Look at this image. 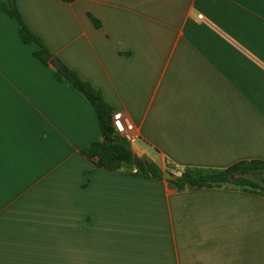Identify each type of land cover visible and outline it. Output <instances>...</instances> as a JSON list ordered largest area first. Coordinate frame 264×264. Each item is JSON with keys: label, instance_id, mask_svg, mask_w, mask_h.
<instances>
[{"label": "crops", "instance_id": "1", "mask_svg": "<svg viewBox=\"0 0 264 264\" xmlns=\"http://www.w3.org/2000/svg\"><path fill=\"white\" fill-rule=\"evenodd\" d=\"M138 135L140 159L264 162V0H15ZM0 0V264H264V196L106 172L90 104ZM89 17L96 19L95 28ZM133 149V144H131Z\"/></svg>", "mask_w": 264, "mask_h": 264}, {"label": "trees", "instance_id": "2", "mask_svg": "<svg viewBox=\"0 0 264 264\" xmlns=\"http://www.w3.org/2000/svg\"><path fill=\"white\" fill-rule=\"evenodd\" d=\"M60 1L71 3L74 0ZM2 10L18 24L22 43L37 46L38 51L34 55L35 58L44 65L51 64L50 60L53 55L43 41L28 28L17 9L15 0H6ZM89 18L95 28H100L96 19ZM54 77L57 81L66 80L76 92L84 97L94 111L102 141L91 145L81 154L88 160L97 159L99 169L106 172H117L120 169H125L133 177L156 181H163L164 171H169L176 176V179L167 183L180 192L231 186L233 189L255 196H264V162L260 160L240 161L220 172L207 174H198L194 169H179L171 165H166L165 169L162 170L155 163L139 158L138 163L134 165L132 146L124 138L114 134L111 118L114 109L106 103L100 91L93 88L67 67L64 72L55 69ZM105 138H110V142L106 143ZM231 176H234V179Z\"/></svg>", "mask_w": 264, "mask_h": 264}, {"label": "built area", "instance_id": "3", "mask_svg": "<svg viewBox=\"0 0 264 264\" xmlns=\"http://www.w3.org/2000/svg\"><path fill=\"white\" fill-rule=\"evenodd\" d=\"M111 118L112 127L116 136L124 138L130 144H133L138 140L134 125L127 116L121 112H113Z\"/></svg>", "mask_w": 264, "mask_h": 264}, {"label": "water", "instance_id": "4", "mask_svg": "<svg viewBox=\"0 0 264 264\" xmlns=\"http://www.w3.org/2000/svg\"><path fill=\"white\" fill-rule=\"evenodd\" d=\"M50 63L51 65L56 69V70H59L61 72H64L65 71V66L60 62V60L57 58V57H53L51 60H50ZM106 143H109L110 142V138H105L104 139ZM138 157L136 154L133 155V163L134 165H136L138 163ZM163 178L165 181L169 182V181H174L176 179V176L169 172V171H164L163 173ZM232 179H234V176H231Z\"/></svg>", "mask_w": 264, "mask_h": 264}, {"label": "rangeland", "instance_id": "5", "mask_svg": "<svg viewBox=\"0 0 264 264\" xmlns=\"http://www.w3.org/2000/svg\"><path fill=\"white\" fill-rule=\"evenodd\" d=\"M133 152L134 154L137 155V157L140 159V155H141V151H140V147H138V141H136L135 143H133ZM124 173L126 175H129V171L125 170ZM223 187H229L231 189H233L231 186H223ZM222 188V187H221ZM235 190H238V189H235Z\"/></svg>", "mask_w": 264, "mask_h": 264}]
</instances>
